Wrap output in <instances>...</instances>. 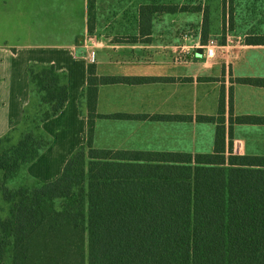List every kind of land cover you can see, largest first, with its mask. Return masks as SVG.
Instances as JSON below:
<instances>
[{
    "label": "trees",
    "instance_id": "obj_1",
    "mask_svg": "<svg viewBox=\"0 0 264 264\" xmlns=\"http://www.w3.org/2000/svg\"><path fill=\"white\" fill-rule=\"evenodd\" d=\"M95 1L88 0L90 32ZM239 1L221 0L220 45L235 28ZM176 12L202 13L200 35L205 44L209 13L201 4H142L139 36L117 40L134 42L141 36L148 40L152 16ZM245 38V44L264 45V31L247 33ZM153 80L159 78L98 76L95 65H88L81 93L88 123L86 145L71 155L60 177L42 182L27 169L51 143L41 124L64 108L67 75L53 65L30 67L31 93L37 87L42 94L40 111L29 118L25 110L22 118L23 124L31 123L32 131H23L17 140L10 131L0 137V264H264V155L230 151L233 124H264V117L234 116L232 87L226 99L222 86L215 116L195 117L216 124L211 153L93 147L94 119L100 116L98 86ZM231 82L264 87V78L259 77Z\"/></svg>",
    "mask_w": 264,
    "mask_h": 264
},
{
    "label": "crops",
    "instance_id": "obj_2",
    "mask_svg": "<svg viewBox=\"0 0 264 264\" xmlns=\"http://www.w3.org/2000/svg\"><path fill=\"white\" fill-rule=\"evenodd\" d=\"M139 6L107 1L103 16L96 0L90 32L88 0H0V137L24 117L32 95L30 67L53 65L67 75L64 108L41 124L51 143L29 165L32 177L42 182L57 179L71 155L86 145L88 123L81 93L86 88L90 64L95 65L98 76L159 78L98 86L96 113L100 116L94 119L92 134L95 148L211 153L216 124L195 117L217 114L222 86L226 99L232 87L234 116L264 117V87L231 82L237 77L264 78V45L244 42L230 58L218 55L216 49L211 59L197 57L195 48L182 54L162 48L166 44L153 37L156 23L173 22L177 14L190 12L156 13L148 40L141 36L134 42L118 41L139 36ZM86 51L92 60H86ZM113 114L182 115L193 119L107 116ZM227 116L226 106V152ZM231 133V139L244 140L245 152L241 155H264V124L234 123Z\"/></svg>",
    "mask_w": 264,
    "mask_h": 264
},
{
    "label": "rangeland",
    "instance_id": "obj_3",
    "mask_svg": "<svg viewBox=\"0 0 264 264\" xmlns=\"http://www.w3.org/2000/svg\"><path fill=\"white\" fill-rule=\"evenodd\" d=\"M101 9L100 12L104 16V6L107 1L116 2L117 4L128 5L129 7H137L143 3H164V4H180V5H198L208 7L209 13V34L207 38H215L220 44L222 38V16H221V0H97ZM131 9V8H130ZM115 11V10H114ZM189 15L177 14L176 20L166 23H156L153 28V37L166 44L164 49H170L176 54H182L186 49H190L191 52L193 47L198 42L204 43L201 38L200 32L202 29V13L190 12ZM237 19H235V28L229 32L226 38V45L217 48L218 55H228L230 58L240 50V46L245 42L247 33L254 31H264V0H240L239 1V13ZM159 18V17H158ZM157 18V19H158ZM227 28L230 24L227 23ZM206 38V39H207ZM205 39V40H206ZM167 44H170L167 45ZM163 46V45H162ZM228 58V59H229ZM222 80V79H221ZM41 95L34 87L33 95L30 103L26 108V115L31 118L34 113L39 112L41 109L40 105H37ZM29 123V122H28ZM23 124L21 121L17 126L12 128L10 132L13 135L14 140H17L22 132L29 133L32 131L31 123ZM235 140L232 139V143ZM244 141V140H243ZM242 141V142H243ZM244 143V142H243ZM242 143V144H243ZM231 146V145H230ZM245 152L244 149L241 150ZM242 154V153H240Z\"/></svg>",
    "mask_w": 264,
    "mask_h": 264
},
{
    "label": "built area",
    "instance_id": "obj_4",
    "mask_svg": "<svg viewBox=\"0 0 264 264\" xmlns=\"http://www.w3.org/2000/svg\"><path fill=\"white\" fill-rule=\"evenodd\" d=\"M197 47H202L203 48V56L206 58V59H211L212 57H214L215 53H216V49L217 48H220L222 47V45H220L217 40L215 38H209L205 44L203 45H200L197 43V45L193 48H197ZM86 60L89 61V60H92V58L89 56V53H87L86 51ZM242 142L240 140H235L233 143H232V146H231V153L232 154H240L241 153V150H242Z\"/></svg>",
    "mask_w": 264,
    "mask_h": 264
},
{
    "label": "water",
    "instance_id": "obj_5",
    "mask_svg": "<svg viewBox=\"0 0 264 264\" xmlns=\"http://www.w3.org/2000/svg\"><path fill=\"white\" fill-rule=\"evenodd\" d=\"M195 55L197 57H201L203 55V48L202 47H197L195 50Z\"/></svg>",
    "mask_w": 264,
    "mask_h": 264
}]
</instances>
